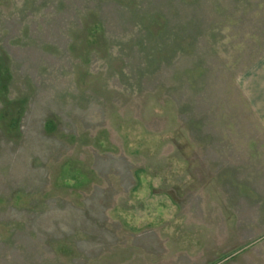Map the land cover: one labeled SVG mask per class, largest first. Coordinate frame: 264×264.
I'll use <instances>...</instances> for the list:
<instances>
[{"label": "rangeland", "instance_id": "rangeland-1", "mask_svg": "<svg viewBox=\"0 0 264 264\" xmlns=\"http://www.w3.org/2000/svg\"><path fill=\"white\" fill-rule=\"evenodd\" d=\"M0 264H264V0H0Z\"/></svg>", "mask_w": 264, "mask_h": 264}]
</instances>
